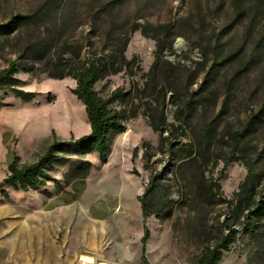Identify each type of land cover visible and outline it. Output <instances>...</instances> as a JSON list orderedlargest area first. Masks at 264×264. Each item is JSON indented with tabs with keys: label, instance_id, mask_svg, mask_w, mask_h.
I'll list each match as a JSON object with an SVG mask.
<instances>
[{
	"label": "rangeland",
	"instance_id": "obj_1",
	"mask_svg": "<svg viewBox=\"0 0 264 264\" xmlns=\"http://www.w3.org/2000/svg\"><path fill=\"white\" fill-rule=\"evenodd\" d=\"M48 1L0 0V70L12 61L21 64L22 50L46 32L37 14L49 7ZM123 1L117 26L127 31L133 20L168 22L184 10L181 0L153 8L141 0ZM22 18L27 20L20 25ZM89 31L82 15L71 36L80 41ZM89 42L92 48L86 47L82 54L112 45L109 40L103 44L96 35H90ZM155 51L153 40L139 31L132 33L124 56L135 63L95 85L101 98L116 89L125 94L122 102L112 105L122 112L125 132L112 137L106 164H100L97 155L60 149L55 151L60 160L46 166L44 187L0 191V264H143L137 198L147 193L152 214L145 221L149 238L144 255L149 264H196L200 252L214 246L227 228L236 232V241L216 264H264V117L224 167L233 149L232 132L258 111L264 98V75L261 80L256 73L243 75L237 94L230 98L236 107L222 114L217 106H210L209 99H194L202 71L195 84L187 87L180 82L178 90L184 96L193 94L191 102L198 108L182 129L171 92L162 103L161 71L166 69H158L155 82L149 73ZM173 51L172 55L164 52V58L187 66L201 60L198 50L179 36ZM39 70L16 74L21 89L37 94L32 102L0 91V182L14 158L19 167L35 163L53 141L68 142L90 132L84 106L71 93L75 81L51 79ZM222 77L216 82L219 94L226 90ZM249 97L248 109L245 99ZM149 114L166 118L161 136L152 130ZM209 127L206 145L193 153L192 144L205 137ZM203 150L204 156L199 155ZM84 162L92 168L81 178L78 167ZM249 167L252 175L247 179ZM154 177L157 183L151 187Z\"/></svg>",
	"mask_w": 264,
	"mask_h": 264
},
{
	"label": "trees",
	"instance_id": "obj_2",
	"mask_svg": "<svg viewBox=\"0 0 264 264\" xmlns=\"http://www.w3.org/2000/svg\"><path fill=\"white\" fill-rule=\"evenodd\" d=\"M141 1L148 8H153L157 4H169L168 0ZM181 1L184 6L181 16L171 18L168 22L158 21L155 24H141L133 20L128 31L124 30L125 26L120 28L117 26V21L125 7L123 0H49L47 2L49 7H45L41 16L37 14L38 20L45 25L46 32L42 37H35L32 43L22 50V56L19 58V61L20 59L23 61L21 64L12 61L0 70V91L10 93L21 102L30 103L35 100L37 94L20 88L21 81L16 78L19 71L33 73L40 69V73H45L49 78L56 80L70 77L76 85L71 93L84 106L90 132L68 142L53 141L35 163L19 167L14 158L8 165V175L0 182L1 193L5 194L4 188L28 192L44 187L48 180L46 166L60 160L55 155V151L60 149H71L74 153L83 155H97L100 164H106L112 137L125 132L122 112L112 107L115 102H122L125 94L116 89L109 97L101 98L95 91V85L109 75L126 71V68L135 63L134 59L126 60L124 53L130 35L136 31L155 43V59L149 73L153 77L152 81L155 82L160 71L158 69H166L161 71L163 72L161 99L164 105L167 92H171V103L179 109L176 118L179 120L180 128L184 129L189 125L198 108L191 102L193 94L184 96L176 85L185 82L189 87L197 82L201 73L204 74L194 99L200 101L209 99L210 106L212 108L217 106L219 114L236 107L230 98L237 94L242 76L256 73L261 80L264 75V0ZM79 7H82L81 12ZM82 15L89 23L90 31L79 41L74 39L71 33L75 21ZM26 20L22 18L20 25L25 24ZM231 30L233 34H225ZM90 35L99 36L103 44L105 41H112L111 48L106 50L103 45L97 52L84 51L82 54V50L86 47L92 48L89 42ZM178 36L186 40L192 49L198 50L200 61L187 66L180 61L171 62L164 58V52L174 54L173 44ZM174 73L179 75L172 77ZM182 73H185L184 77L180 75ZM219 77L223 78L226 88L224 94H219L216 86ZM222 95L223 97L220 98ZM251 101V97L245 99L246 108L249 109ZM159 115L156 119L149 114L148 118L152 130L161 136L167 124L163 114ZM263 117L264 98L258 111L255 114L251 113L240 129L232 132L230 138L233 149L224 167L234 160L240 142L255 130ZM211 131L212 127H209L206 136L192 144L193 153L197 152L195 149L206 145V139ZM204 151L199 152V155L202 153L204 156ZM91 168V163H81L78 167L82 173L81 178H86ZM251 173L249 167L247 179L250 178ZM155 183H157L156 177L151 180L150 186H154ZM215 189L220 191L219 185L216 184ZM147 195L148 193L137 198L143 223V235L140 240V258L143 264H149L144 255L149 238L145 221L152 214L149 201L145 200ZM227 230L228 233L214 246L208 245L200 252L196 264H216L222 259L223 252L228 251L230 245L236 241V232L231 228Z\"/></svg>",
	"mask_w": 264,
	"mask_h": 264
},
{
	"label": "water",
	"instance_id": "obj_3",
	"mask_svg": "<svg viewBox=\"0 0 264 264\" xmlns=\"http://www.w3.org/2000/svg\"><path fill=\"white\" fill-rule=\"evenodd\" d=\"M174 48H177V46H174Z\"/></svg>",
	"mask_w": 264,
	"mask_h": 264
}]
</instances>
